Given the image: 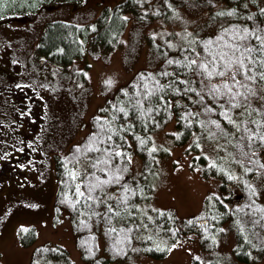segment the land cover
Wrapping results in <instances>:
<instances>
[{"label": "trees", "instance_id": "trees-1", "mask_svg": "<svg viewBox=\"0 0 264 264\" xmlns=\"http://www.w3.org/2000/svg\"><path fill=\"white\" fill-rule=\"evenodd\" d=\"M83 1L0 0V20L27 17L45 5ZM137 1L138 6L145 2L155 6L156 2ZM199 1L203 0L159 3ZM218 1L212 18L222 22L212 34L180 47L175 55L158 48V68L137 72L113 102L90 119L91 129L84 140L72 145L64 157L55 159V210L68 213L77 234L76 246L87 264H105L93 228H100L104 252L111 261L124 258L146 226L156 234L177 237L175 217L170 211L156 213L150 221L128 219L137 216L138 204L150 190L148 184L129 179L130 156L140 157L145 178H152L157 152L150 148L149 135L172 119L176 143L185 144L195 137L191 147L197 152L199 147L209 152L213 146L211 163L201 152L194 158V165L202 166L204 176L218 179L224 195L209 199L206 210L185 223V233H196L202 248L211 250L221 225L231 221L236 236L235 258L249 262L253 253L264 254V204L257 200L252 185L257 175H264V0ZM122 25V20L110 14L90 36L88 26L51 22L44 26L37 50L41 56L65 65L81 53L85 40L105 42V47H111ZM237 48L240 51H234ZM246 48L254 50L245 52L243 68L232 64L224 76L217 74L225 71V61L240 59ZM200 65H207V70ZM35 238L34 229L29 228L19 239L27 246ZM151 253L158 258L166 255L165 250ZM51 260L74 264L64 248L49 245L36 248L30 264H49Z\"/></svg>", "mask_w": 264, "mask_h": 264}, {"label": "rangeland", "instance_id": "rangeland-1", "mask_svg": "<svg viewBox=\"0 0 264 264\" xmlns=\"http://www.w3.org/2000/svg\"><path fill=\"white\" fill-rule=\"evenodd\" d=\"M155 6L137 0H84L82 3L45 5L32 13L26 22L0 23V56L7 73L19 66L21 73L29 74L27 87L44 95L50 121L51 138L46 145V172L37 180L34 193L17 203L0 207V264H30L32 252L44 245L61 246L74 264L82 261L76 246L77 234L72 230L68 213H56L54 198L57 190L54 172L56 157H64L72 145L84 140L90 132V119L99 116L110 105L116 94L125 89L135 74L141 70H156L161 62L158 48L175 55L181 46L195 39L210 35L221 25L212 18L219 7L218 0L189 2L183 5L167 3ZM217 1V2H216ZM57 5L55 7H52ZM122 30L111 47L105 42L85 40L82 51L68 64L59 65L45 61L37 50L44 26L55 21L88 26L90 36L98 24L111 11ZM119 17L121 19H119ZM42 59V60H41ZM4 66V65H3ZM150 148L157 152L153 177L145 178L140 157L130 156L129 179L146 183L148 193L138 204V221H150L156 213L170 211L175 217V239L156 234L151 227L135 237L128 254L111 261L104 252L105 241L100 228H93L97 237L100 256L105 264H264V254L253 253L250 262L238 261L233 252L236 236L231 221L220 227L214 247L205 250L194 232L185 233L186 221L199 217L207 208V201L224 196L220 181L206 177L202 166L194 165V158L204 153L211 163L212 154L192 148V137L185 144L176 143L177 130L172 119L161 130L149 135ZM202 152V153H201ZM257 200L264 204V175H257L253 182ZM235 194V188H233ZM1 202V201H0ZM33 228L35 240L27 246L20 243V235ZM184 231V232H183ZM166 251L158 258L152 251ZM252 255V253H251ZM49 264H64L51 260Z\"/></svg>", "mask_w": 264, "mask_h": 264}, {"label": "flooded vegetation", "instance_id": "flooded-vegetation-1", "mask_svg": "<svg viewBox=\"0 0 264 264\" xmlns=\"http://www.w3.org/2000/svg\"><path fill=\"white\" fill-rule=\"evenodd\" d=\"M5 65L0 56V207L34 193L51 138L45 96L27 87L19 66L9 63L14 72L7 73Z\"/></svg>", "mask_w": 264, "mask_h": 264}, {"label": "snow or ice", "instance_id": "snow-or-ice-1", "mask_svg": "<svg viewBox=\"0 0 264 264\" xmlns=\"http://www.w3.org/2000/svg\"><path fill=\"white\" fill-rule=\"evenodd\" d=\"M262 46H264V45H262ZM253 50L254 49H252V48H246L244 50V52H241V58L240 59L227 60V61H225V63H224L225 71H220L217 74L220 75V76H224L225 75V72L230 69V67H231L232 64H238L239 67L243 68L244 67L243 57H244L245 52L246 53H251V52H253ZM234 51H240V49L237 48ZM226 55H227L226 53L225 54H222V57L221 58L223 59L224 56H226ZM192 63H196V61H192ZM200 67L203 70H207V65H200ZM209 75H211V73H209ZM233 79H235V76H233ZM261 79H264V73L261 74ZM224 87L225 88H228V85L225 84ZM233 106L235 107V105H233ZM153 150H155V149H153ZM117 155H120V153H117Z\"/></svg>", "mask_w": 264, "mask_h": 264}, {"label": "water", "instance_id": "water-1", "mask_svg": "<svg viewBox=\"0 0 264 264\" xmlns=\"http://www.w3.org/2000/svg\"><path fill=\"white\" fill-rule=\"evenodd\" d=\"M13 19H14V20H19V21L21 20V19H18V18H13Z\"/></svg>", "mask_w": 264, "mask_h": 264}]
</instances>
